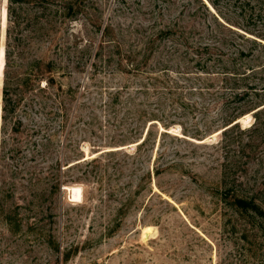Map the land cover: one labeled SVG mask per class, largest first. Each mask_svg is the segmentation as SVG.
<instances>
[{
  "label": "rangeland",
  "instance_id": "1",
  "mask_svg": "<svg viewBox=\"0 0 264 264\" xmlns=\"http://www.w3.org/2000/svg\"><path fill=\"white\" fill-rule=\"evenodd\" d=\"M7 5L3 0L0 12L3 72ZM175 21L206 34L218 29L217 22L244 33L232 0H86L84 14L68 24L60 41L73 48L71 62H60L47 44H30L32 58L59 63L53 93L72 88L87 104L65 130L54 123L55 108L29 107L33 97L26 95L2 136L0 75V143L4 138L5 153L20 150L17 162L24 164L18 178L7 168L10 160L2 173V217L12 219L0 225V264H264V130L253 132L254 116L240 129L217 131V105L208 107L197 93L183 90L173 100L153 85L149 77L159 72L152 70L158 56L138 74L114 65L92 71L89 79V54L85 73L76 70L77 49H96L109 26L129 50L141 47L155 23ZM14 61L17 74L23 62ZM170 66L176 71V64ZM113 88H124L123 97L134 100L131 105L123 98L119 105L122 127L104 104ZM19 121L23 127L15 134ZM47 139L50 149L44 150ZM50 167L55 189L43 203L36 179ZM238 199L245 204L237 205Z\"/></svg>",
  "mask_w": 264,
  "mask_h": 264
},
{
  "label": "trees",
  "instance_id": "2",
  "mask_svg": "<svg viewBox=\"0 0 264 264\" xmlns=\"http://www.w3.org/2000/svg\"><path fill=\"white\" fill-rule=\"evenodd\" d=\"M232 2L239 13V19L242 20L243 34L232 32L228 26L218 22V29L208 31L207 34L197 27L180 25L178 21L162 25L155 23L149 31H145L140 48L124 50L121 43L115 40L113 26H109L104 30L96 49L91 51L88 48L77 49L76 70L78 73H85L82 70L88 66L86 56L89 54L90 59L93 57L94 63L90 64L91 72H88V78L92 71L105 72L114 65L121 68L123 66L122 71L126 68L130 70L129 73L138 74L142 69H148L149 62L158 56L155 69L152 70L159 72L149 78L155 87L162 86L161 91L170 99L180 98L179 90L190 95L197 93L208 107L213 103L222 112L217 131L227 134L236 128L240 129L238 121L247 115H253L255 124L251 129L254 133L261 132L264 130V0ZM85 3L86 0H8L2 136L6 134V129L16 116L21 103L27 100L26 95L33 97L28 99L29 107L39 105L42 109L55 108L57 112L54 114V123L62 130L71 127L78 118V113L87 108V104L78 100L79 92L72 88L65 92L60 87L57 93H53L56 85L55 75L61 69L58 67L59 63L54 60L46 61L44 58H32L31 52V45L34 42H38L40 47L47 44L50 53H58L60 62L65 59L71 62L73 48L68 43L61 45L60 41L64 40L68 24L76 22L84 14ZM2 5L3 0H0V12ZM163 46L165 55L160 53ZM17 58L22 59L23 66L20 68L24 69L16 74L12 70L15 68L14 60ZM172 64H176V71L170 68ZM43 81L46 83L45 86L41 84ZM184 84L189 87H183ZM83 91H87V85ZM124 91V88H113L104 102L105 107L116 117L119 127L124 125L123 120L120 121L119 113L122 99L131 100V105L134 102L131 95L129 98L123 97ZM37 94L39 96H36ZM16 125L18 128H13L12 132L19 134L23 124L19 121ZM92 125L93 122L90 123V126ZM204 134L206 137V132ZM6 144L2 138L0 225L9 226L11 216L2 217L7 193L2 173L6 168V162L10 160L12 166L8 165L7 168L10 169L12 178H18L23 173L19 167L24 164L17 162L16 156L20 150L16 147L5 153ZM50 144L51 141L47 139L46 144L42 145L43 149H50ZM61 145L65 146L64 143ZM31 162L36 164L35 161ZM48 170L51 171L42 173L36 179L42 186L39 197L43 203L52 197L55 189L53 184L55 169L50 167ZM27 175L30 176L28 182L33 186L35 174L32 168ZM236 203L239 206L245 204L240 199ZM49 218L53 219V216L50 215ZM49 238L46 241L51 246L52 232Z\"/></svg>",
  "mask_w": 264,
  "mask_h": 264
},
{
  "label": "bare ground",
  "instance_id": "3",
  "mask_svg": "<svg viewBox=\"0 0 264 264\" xmlns=\"http://www.w3.org/2000/svg\"><path fill=\"white\" fill-rule=\"evenodd\" d=\"M251 119V115H247V116H245V117H243L242 119H240V121H238V123L240 122V123H246L247 121H249ZM248 124V123H247ZM246 125V124H245ZM218 135V134H217ZM85 160H87V159H85ZM152 229L151 228H147L146 230H145V235L146 236H150L151 235V233H152Z\"/></svg>",
  "mask_w": 264,
  "mask_h": 264
},
{
  "label": "water",
  "instance_id": "4",
  "mask_svg": "<svg viewBox=\"0 0 264 264\" xmlns=\"http://www.w3.org/2000/svg\"><path fill=\"white\" fill-rule=\"evenodd\" d=\"M1 25H2V22H1ZM1 36H2V31H1ZM0 57H1V53H0ZM0 62H1V58H0ZM0 75H4V72L1 70V67H0ZM239 124H240V122H239Z\"/></svg>",
  "mask_w": 264,
  "mask_h": 264
}]
</instances>
